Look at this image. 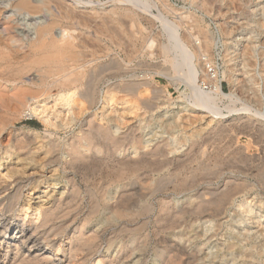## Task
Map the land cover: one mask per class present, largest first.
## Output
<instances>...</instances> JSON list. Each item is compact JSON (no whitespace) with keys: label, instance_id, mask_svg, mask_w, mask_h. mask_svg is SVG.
Listing matches in <instances>:
<instances>
[{"label":"rangeland","instance_id":"1","mask_svg":"<svg viewBox=\"0 0 264 264\" xmlns=\"http://www.w3.org/2000/svg\"><path fill=\"white\" fill-rule=\"evenodd\" d=\"M2 1L7 0H0ZM42 1L40 0L38 4H43L41 13L37 12L39 14L31 12L29 16L25 12H19L12 15L10 9L3 14V17H8L3 19L4 23L2 22V27L7 25L8 34L6 37L0 35L1 85L6 80L18 77L16 72L21 71L18 69L28 64L29 59L39 57L29 56L31 55L29 42L34 38V34L27 40L25 38L32 25L55 21L54 37L57 38L63 29L70 36L68 41L73 45L70 46V54L68 51L67 54L70 57L74 52L78 56L76 63L68 58L67 63L70 64L68 63L67 67L83 68V86L80 85L82 88L79 86L71 91L57 83L60 89L53 82L59 76L49 78L47 82L50 84L53 82V86L49 84L44 93L29 101L33 106L44 107L46 112L44 118L30 117L24 112L25 105L8 100L9 84L5 90L0 88V99L3 101L0 100V104H4L0 105L1 214L12 218L19 227L24 224L23 227L31 230L34 225H39L42 215L49 209L52 211L56 209L54 211L56 213L67 212L69 223L73 221L76 225L87 217L90 221L85 226V233L90 231L101 233V230H105V233L99 244L100 251L92 253V258L90 256L84 264H96L97 260L107 257L108 260L116 259L117 249L121 244L118 240L107 244V235L115 219L110 210L102 205V199L112 204L117 196L129 193L131 188L122 184L104 186L107 177L105 174L109 169L110 171L112 168L115 169L116 161L128 157L131 160H138L141 157L143 162L141 179L134 181V189L142 191L144 188L142 191L144 198L134 203L136 205L140 202L147 203L151 206V212L145 221L139 220L145 222L144 232L139 238L130 239V251L127 252L133 256L118 264H160L157 252L163 247L167 250L175 247L192 258L196 256L194 264H264V178L261 179L264 175V170L261 171V164L264 165V151H261L264 149V26L262 27L264 0H230L234 1L233 4L228 2L229 0ZM62 14L65 17H62ZM169 24L176 25L179 38L181 37L188 50L196 51L195 58L190 57L192 61L186 52L181 50L183 44L179 46L181 49L173 51L169 49L165 53L164 49L170 48ZM168 31L169 33H166ZM197 31L208 37L209 52L201 48L203 46L201 36ZM199 48L203 51L199 52ZM182 61L185 63H181ZM189 62L195 63L196 78L202 91L206 90L205 92L215 95L214 89L217 85L229 96L228 98L217 96L215 100L216 108L221 109L219 111L223 116L213 115L209 113L210 111L199 109L193 104L191 89L184 86L187 78L191 81L194 77ZM35 70L31 69V73L24 76L18 72L19 78L29 76V79L35 80L37 79ZM184 73L186 74L183 76ZM28 81L30 80L26 83L24 81L21 87L28 86L30 83ZM88 83L91 86L87 85ZM93 83L95 88L92 86ZM131 83L135 84L137 89L140 83L139 93L134 90L126 93L128 90L126 85ZM92 88L95 91L96 102L89 106L80 95ZM68 93L74 94V98L72 97L66 104L63 99L69 96ZM32 94L31 92L27 94V101L30 97L37 96ZM90 121L94 128L109 127L110 133L116 137L123 135L129 128L133 137L130 143L112 154L113 151L110 153L108 147L91 132ZM223 128H226V131ZM75 137L76 140H80L82 152L88 160L86 163L84 160L72 166L66 151ZM87 137L93 138V143L95 142L99 148L98 151H95L93 148L95 145H92ZM239 147L248 153L246 155L248 159H239L236 152ZM158 148L162 153L157 152L160 151ZM197 150L207 152L205 153L207 158L205 155L201 156ZM151 151L155 152L154 155ZM214 153H219V158L225 159L224 162L222 159H218L217 163L212 159L208 160ZM229 162L231 164L228 167ZM163 165L165 168H161ZM200 165L205 169L201 172L196 171L195 168ZM156 166H159L161 171ZM193 170L194 178H189L191 179L189 183L192 179L198 181L195 184L192 181L193 186L190 185L183 191L169 190L170 186L164 185L167 181L161 183L160 179L162 177V180L166 179L170 172L178 176ZM178 171L181 174L177 173ZM172 182L174 180L170 181ZM233 183L235 185L237 183L238 186L236 195L220 207L216 214L213 213L215 210H208L201 215L187 213L181 219L173 220L178 228L166 227L167 225L163 227L164 223L159 221L158 205L161 199L173 214L184 209L191 211L192 204L198 200V195L207 196L209 192L218 194L221 192L219 189L223 191L224 187L225 189L234 187ZM245 184L248 187H244ZM150 185L153 190H146L145 188ZM103 186L106 190L103 191L105 193L102 198L100 191ZM177 222L180 225L177 226ZM68 232L67 236L56 238L55 244L54 241L52 244L48 243L47 253L51 255L57 253L59 239L61 246L64 244L61 250L67 248L66 242L70 236ZM13 255L14 251L8 252L6 258ZM58 256H67V253L62 251ZM77 257L80 258L81 255Z\"/></svg>","mask_w":264,"mask_h":264},{"label":"bare ground","instance_id":"2","mask_svg":"<svg viewBox=\"0 0 264 264\" xmlns=\"http://www.w3.org/2000/svg\"><path fill=\"white\" fill-rule=\"evenodd\" d=\"M50 1V0H49ZM126 1V0H124ZM128 2L131 0H127ZM248 1V0H247ZM41 2H43L41 0ZM45 2V1H44ZM230 2V0L228 1ZM234 2V1H233ZM233 2H230L233 4ZM36 3V4H35ZM40 3V0H7L6 2L2 1L0 2V28H2L0 30V35L1 37H6V35L8 34V28L2 27L3 25V19H6L8 17H3V14L6 13L7 10H11L12 11V15H14L15 13H19V12H25L27 14H29L32 12H36L34 14H39L41 13L40 10L42 9V5H38ZM219 3V2H218ZM227 3V2H226ZM90 4V3H89ZM220 4V3H219ZM229 4V3H228ZM247 4V3H246ZM214 5V4H213ZM250 5V4H249ZM248 5V6H249ZM42 6V7H41ZM210 6H212L210 4ZM233 5H231L232 7ZM235 6V5H234ZM45 7V5H44ZM235 7H238L235 6ZM46 8V7H45ZM44 8V9H45ZM146 8V7H145ZM234 8V7H233ZM241 9V8H240ZM48 10V9H47ZM59 10V9H58ZM238 10V9H236ZM39 11V13H37ZM45 11V10H44ZM220 11V10H219ZM227 11V10H226ZM235 11V10H233ZM48 12V11H45ZM51 12V11H50ZM55 12V11H54ZM232 12V11H231ZM53 13V12H51ZM60 13V12H59ZM219 13V12H218ZM217 13V14H218ZM221 13V12H220ZM219 13V14H220ZM48 14V13H46ZM50 14V13H49ZM216 14V15H217ZM32 15V14H31ZM52 15V14H51ZM61 15V14H60ZM64 15L62 14V17ZM187 16V15H186ZM48 17V16H46ZM55 17V16H54ZM65 17V16H64ZM190 17V16H189ZM221 17V16H220ZM68 18V17H66ZM188 17H186L187 19ZM58 19V18H57ZM62 19V18H61ZM56 20V19H53ZM183 20V19H182ZM48 21V20H46ZM59 21V20H58ZM181 21V20H180ZM190 21V20H189ZM3 22V23H2ZM58 23V22H57ZM190 23V22H189ZM192 24V23H191ZM58 25V24H57ZM172 25V26H171ZM169 24L170 28V33L169 31L166 33L168 34L169 37V44H170V48H166L164 49L165 53L166 51H168L169 49L173 51V49H181L183 50V52L187 54V56H189V59L191 58H195L196 56V51H189L187 46L184 45L182 43L181 37L179 38L178 35V31H177V27L176 25L173 24ZM237 25V24H236ZM9 26V25H8ZM55 26V21H51V22H43L41 24H33L32 28H30L29 32L26 33V40L32 35L34 34V38H31V48H30V52L31 55L29 56H39L34 58L33 60L29 59L28 64H26L25 66L22 67V69H18L21 71H18L20 74H23V76L27 73H29L31 71V69H36L35 72L37 73V79L32 80L29 79L28 77L26 78H19V74L18 72L16 76V78H14L13 80H6L3 82V85H1L2 83V79L0 80V88L2 90H5L6 85L9 84V87H7V89H9V93H10V98L8 97V100L12 101V102H16L17 104L21 103V105H25L26 109L24 112H26L28 114V116L33 117V118H44L43 116L45 115V110L43 106H33L32 104H29V101H32L36 98H38V96H40L42 93H44L46 91V89L52 85V83H57L62 86L63 88H69L71 89V91L73 89H75L76 87L78 88L80 85H82V79H83V68L79 69L81 66L78 67V69L76 68V66H73L72 69L67 67V59L71 58L73 62H75L76 58H77V53L74 54V52H72L73 55H71L69 57L68 54H70L69 49H71V42L68 41V39L70 38L69 35H67V33L65 32L66 30L63 29L60 31L59 29V34L57 36V38L54 37L53 35V29ZM264 25L262 24V27ZM190 28V27H189ZM188 28V29H189ZM199 28V27H198ZM228 28V27H226ZM194 29V28H193ZM201 29V27H200ZM10 30V29H9ZM237 30V29H236ZM199 31V30H198ZM197 31V33H199ZM226 31V30H225ZM18 32V31H17ZM26 32V31H25ZM190 33V32H189ZM195 32H193L194 34ZM223 33V32H222ZM229 33V32H228ZM18 34V33H17ZM201 36V44L203 46H201V48H204L205 52H209L210 47H209V40L208 37H206V35L201 32L199 33ZM12 35V34H10ZM192 35V34H191ZM190 35V36H191ZM195 35V34H194ZM193 35V39L195 38V36ZM69 36V37H68ZM225 36V34H224ZM227 36V35H226ZM229 36V35H228ZM186 38V37H185ZM197 38V37H196ZM2 39V38H1ZM72 39V38H71ZM192 39V40H193ZM191 40V41H192ZM197 40V39H196ZM71 41V40H70ZM190 41V42H191ZM10 42V41H9ZM189 42V41H188ZM193 42V41H192ZM195 42V41H194ZM8 43V42H7ZM3 44V43H2ZM181 48H179V46H181ZM73 45V44H72ZM189 45V44H188ZM247 45V44H246ZM71 46V47H70ZM178 46V47H177ZM198 46V45H197ZM196 46V47H197ZM211 46V45H210ZM1 47V46H0ZM195 47V46H194ZM199 47V46H198ZM245 47V46H244ZM249 47V46H248ZM246 46V48H248ZM199 48V52L200 50L203 51V49ZM213 48V47H212ZM74 49V47L72 48V50ZM196 49V48H195ZM17 50V48H16ZM15 50V51H16ZM185 50V51H184ZM194 50V49H193ZM246 50V49H245ZM243 49V51H245ZM249 50V49H248ZM68 51V54H67ZM178 51V50H177ZM180 51V50H179ZM178 51V52H179ZM2 52V51H1ZM19 52V50H18ZM211 52V51H210ZM247 52V51H245ZM250 52V50H249ZM47 53V54H46ZM52 55H51V54ZM202 53V52H201ZM244 53V52H243ZM248 53V52H247ZM175 54V53H174ZM183 55V53H180ZM208 53H206L207 55ZM245 54V53H244ZM250 54V53H249ZM68 55V57H67ZM203 55V53H202ZM23 56V55H22ZM28 56V57H29ZM167 56V55H166ZM174 57V55H172ZM177 56V55H176ZM209 57V55H207ZM206 56V57H207ZM211 56V55H210ZM248 56V55H247ZM21 57V56H20ZM169 57V56H168ZM191 57V58H190ZM30 58V57H29ZM32 58V57H31ZM80 59V57L78 58ZM167 59V57H166ZM180 59L181 56H180ZM71 61V60H69ZM71 61V62H72ZM184 61V60H183ZM181 62V63H185V62ZM192 61V59H191ZM72 62V63H73ZM196 62V61H195ZM76 63V62H75ZM190 63V62H189ZM68 64V65H69ZM188 64V63H187ZM195 63H190V68H191V74H194V77L191 81L188 80V78L186 79L185 77V83L184 86L186 88H190L189 90L191 91V98L193 101V104L198 107L199 109H205L207 112L210 111L209 113H212L213 115H220L223 116L219 110V108H216V97L220 96V97H227L228 95L225 94V92H222L219 87L216 85L215 86V95L212 93H208L205 91H202V89L200 88L198 82H197V78H196V66L194 65ZM178 66V65H176ZM176 66H174V68H176ZM198 66V65H197ZM71 67V66H69ZM181 67V64H180ZM178 67V68H180ZM1 68V67H0ZM76 68V69H73ZM182 69V68H181ZM81 70V71H80ZM177 70V68H176ZM15 71V70H14ZM33 71V70H32ZM181 71V70H180ZM189 71V70H188ZM186 72V71H185ZM31 73V72H30ZM181 73V72H180ZM183 73V71H182ZM188 73V72H187ZM34 74V73H33ZM186 73L183 74V76ZM189 74V73H188ZM28 75V74H27ZM58 77V79L54 80L51 84L48 83V79L51 77ZM182 76V74H181ZM28 78V79H27ZM184 79V78H183ZM27 80H30L28 82L29 85L25 86V87H21V85L24 83H26ZM92 82V81H91ZM89 81V83H91ZM128 82V81H127ZM134 82V81H132ZM201 82V81H200ZM87 85H90V84ZM129 83V82H128ZM136 83V82H135ZM245 83V82H244ZM50 84V85H49ZM126 84V83H125ZM87 85L85 86L86 88ZM94 85V83L92 84V86ZM140 85V83H139ZM138 85V89L137 86L135 84H128L126 86H128L126 89H128L127 91L124 90V92L126 91L130 93V91H138L139 93V86ZM191 85V87H190ZM8 86V85H7ZM53 86V85H52ZM58 86V85H57ZM83 86V85H82ZM91 86V85H90ZM89 86V88H91ZM81 87V86H80ZM94 87V86H93ZM51 88V87H50ZM58 88L61 89V87L58 86ZM82 88V87H81ZM95 88V87H94ZM94 88L92 89H88L84 94L82 93L81 98L84 99L87 102V105L91 106L93 105L96 101L95 99V91ZM125 89V88H124ZM142 89V88H141ZM140 89V90H141ZM122 90V89H121ZM120 90V92H121ZM63 91V89H62ZM66 91V90H65ZM70 91V90H68ZM75 91V90H74ZM133 91V92H134ZM3 92V91H2ZM7 92V91H6ZM31 92L32 95H37V96H33L30 97L27 101V94L29 95V93ZM123 92V91H122ZM211 92V91H210ZM8 93V94H9ZM75 93V92H74ZM69 96L67 95L66 99H63L64 102H70V99L73 97L74 98V94L68 93ZM132 94V93H131ZM137 94V93H136ZM3 95V93H2ZM5 95V93H4ZM214 95V96H213ZM232 95V94H231ZM7 96V94H6ZM5 96V97H6ZM62 96V95H61ZM229 97V96H228ZM227 97V98H228ZM1 98V97H0ZM2 98H4L2 96ZM63 97H61L62 99ZM80 99V98H79ZM81 99V100H82ZM1 100V99H0ZM62 100V101H63ZM74 100V99H73ZM80 100V101H81ZM2 101V100H1ZM95 101V102H94ZM3 102V101H2ZM8 102V101H7ZM72 102V101H71ZM79 102V101H78ZM6 103V102H5ZM25 103V104H24ZM85 103V102H84ZM3 103H1L0 105H2ZM7 104V103H6ZM9 104V103H8ZM67 104V103H66ZM4 105V104H3ZM86 105V104H85ZM24 106V107H25ZM1 108V107H0ZM4 108V107H2ZM8 110V109H7ZM226 110V109H225ZM230 111V110H229ZM232 111V110H231ZM235 112V111H234ZM223 118V117H222ZM121 119V118H120ZM45 120H48L47 118H45ZM88 120V119H87ZM98 124V123H97ZM233 124V123H232ZM250 124V123H249ZM89 125H91V132L95 135L98 136V139L105 144L108 147V150L113 151L112 154L119 150V148L127 145L128 143H130V140L132 139V131L128 128V131L125 132L123 135H121L120 137H116L114 136L112 133H110V128H106V127H92V122H89ZM224 125V124H223ZM94 126V125H93ZM98 126V125H97ZM130 127V126H129ZM227 127V126H226ZM253 127V126H252ZM216 128V127H215ZM233 128V127H232ZM250 128V127H249ZM90 129V128H88ZM224 129V128H223ZM226 129V128H225ZM224 129V131H226ZM238 130V128H237ZM261 130V129H260ZM223 132V130H221ZM135 132V131H134ZM230 132V131H229ZM232 132V131H231ZM240 132H242L240 130ZM263 132V131H262ZM90 133V130H89ZM224 133V132H223ZM226 133V132H225ZM224 133V134H225ZM87 134V133H86ZM221 134V133H220ZM219 134V135H220ZM227 134V133H226ZM254 134V133H253ZM259 134V133H258ZM85 135V134H84ZM91 135V134H90ZM212 135V134H211ZM237 135V134H236ZM245 135V134H244ZM249 135V134H248ZM89 136V134H88ZM96 136V138H97ZM228 136V135H227ZM234 136V135H232ZM84 137V136H83ZM231 137V136H230ZM247 137V136H246ZM86 138V137H85ZM236 138V137H235ZM87 139L90 141V143H92V145L94 144L95 146L93 147L95 149V151H98L99 148L96 147V143H93V138H88ZM205 139V138H204ZM211 139V138H209ZM196 140V139H195ZM218 140V139H217ZM224 140V139H223ZM232 140V139H231ZM258 140V139H257ZM262 140V139H261ZM264 140V139H263ZM95 141V140H94ZM188 141V140H187ZM207 141V140H206ZM211 141V140H210ZM228 141V140H227ZM256 141V140H255ZM71 142V141H70ZM163 142V141H162ZM161 142V143H162ZM190 142V141H189ZM214 142V141H213ZM232 142V141H231ZM139 143V141L137 142ZM207 143V142H205ZM204 143V144H205ZM228 143V142H227ZM235 143V142H234ZM257 143V142H256ZM164 144V142H163ZM261 144V143H258ZM69 145V144H68ZM166 145V144H165ZM193 145V144H192ZM196 145V144H195ZM213 145V144H211ZM230 145V144H229ZM236 145V143H235ZM194 146V145H193ZM262 146V145H261ZM167 147V146H166ZM234 147V146H233ZM238 147V146H237ZM258 147V146H257ZM53 148V146L51 147V149ZM61 148V147H60ZM164 148V147H163ZM197 148V147H196ZM195 148V149H196ZM219 148V147H218ZM229 148V147H228ZM259 148V147H258ZM92 149V148H91ZM159 149V148H158ZM167 149V148H165ZM199 149V148H197ZM222 149V148H221ZM230 149V148H229ZM228 149V150H229ZM261 149V148H260ZM64 150V149H63ZM151 150V149H150ZM160 150V149H159ZM194 150V148H193ZM50 151V150H49ZM92 151V150H91ZM144 151V150H143ZM157 151V152H161ZM172 151V150H171ZM170 151V152H171ZM198 151V150H197ZM200 151V150H199ZM198 151V153H199ZM222 151V150H221ZM233 151V150H232ZM248 151V150H247ZM261 151H264V149H262ZM67 155L69 157V163L70 165H74L77 162H84L85 159V155L82 152L81 149V142L80 140H75L70 144V146L67 149ZM152 154L154 155V151ZM150 152V153H151ZM156 152V153H157ZM210 152V151H209ZM225 152V150H224ZM237 155H239V159H248L246 155H248V153H245L244 148L242 149V147L237 148L236 150ZM162 153V152H161ZM166 153V152H165ZM169 153V152H168ZM201 156H206L207 155L205 153L204 150L201 152ZM223 153V152H222ZM227 153V152H226ZM230 153V151H229ZM151 154V155H152ZM158 154V153H157ZM156 154V155H157ZM164 154V153H163ZM191 154V153H190ZM233 154V153H232ZM236 154V153H235ZM51 155V154H49ZM66 155V154H65ZM147 155V154H146ZM159 155V154H158ZM189 155V154H188ZM193 155V154H192ZM210 155V154H209ZM231 155V154H230ZM229 155V156H230ZM234 155V154H233ZM254 155V154H253ZM252 155V157H253ZM256 155V154H255ZM131 156V155H129ZM161 156V154H160ZM163 156V155H162ZM165 156V155H164ZM198 156V155H197ZM200 156V157H201ZM144 157V156H143ZM219 153H214L212 156L210 155V157H208L209 159H212L214 161V163H217V160H221ZM224 157V156H223ZM228 157V156H227ZM258 157V156H257ZM256 157V158H257ZM263 157V156H262ZM87 158V157H86ZM91 158V157H90ZM129 158V157H128ZM125 158V160H121V161H116L115 164V169L112 168V170L107 171V174H105L107 177H105V184L104 186H108V185H112V184H117V185H123L125 187H130L131 191L129 193L126 192V194H122L117 196L116 200L112 203L109 204L108 202L104 201L103 199V194L105 192H103L104 190H106V188L103 186L101 187V194H102V205L107 209L110 210V212L112 213V217H114L115 222L112 225V229L110 228V232L108 233V238L106 239L107 244H110L112 242H115L116 240H118V242L121 244L120 247L117 249V257L116 259H109L108 257L105 259L103 258L102 260H97L96 264H118L121 261H125L128 258H130L131 256H133L131 253L129 254V252H127V250L130 251L129 249V242L130 239L134 240L136 237L139 238V236L141 235V233L144 232L145 229V222H140V219H143L145 221V218L147 217V215L151 212V206H149L147 203L145 202H140L139 204H135L134 202L136 201H141L144 198L143 192L144 188L142 191H140V189L135 188L134 189V181H138V179L140 178V172L142 170V165L143 162L141 161V157L138 160H131V158ZM166 158V157H165ZM197 158V157H196ZM229 158V157H228ZM234 158V156H233ZM236 158V157H235ZM260 158V157H259ZM55 159V158H54ZM178 159V158H177ZM88 160V159H87ZM87 160L85 161V163L87 162ZM101 160V159H100ZM120 160V159H119ZM144 160V158H143ZM158 162H160L159 159H157ZM183 160V159H182ZM185 160V159H184ZM195 160V159H194ZM211 160V161H212ZM218 160V161H219ZM225 159H222V162H224ZM227 160V159H226ZM234 160V159H233ZM242 160V161H244ZM263 160V159H262ZM48 161V159H47ZM163 161V160H162ZM171 161V160H170ZM188 161V160H187ZM190 161V160H189ZM206 161V160H204ZM230 161V160H229ZM237 161V160H236ZM241 161V163H242ZM52 162V159H51ZM99 162V161H97ZM113 162V161H112ZM147 162V160L145 161ZM150 162V161H149ZM165 163H167L166 161H164ZM163 162V164L165 165V163ZM182 162V161H181ZM234 162V161H233ZM232 162V163H233ZM253 162V160H252ZM47 163V162H45ZM56 163V162H55ZM103 163V162H102ZM105 163V162H104ZM109 163V162H108ZM170 163V162H169ZM184 163V162H183ZM187 163V162H186ZM189 163V162H188ZM211 163V162H210ZM237 163V162H236ZM97 164V163H96ZM106 164V163H105ZM113 164V165H114ZM157 164V163H156ZM162 164V162H161ZM205 164V163H204ZM229 164H231L230 162L228 163V167ZM235 164V163H234ZM238 164V163H237ZM243 164V163H242ZM247 164V163H246ZM51 165V164H49ZM58 165V164H57ZM69 165V167H70ZM72 165V166H73ZM82 165V163H81ZM89 165V164H88ZM104 165V164H102ZM112 165V164H111ZM146 165V164H144ZM151 165V164H150ZM154 165V164H153ZM164 165L161 167L163 168ZM171 165V164H170ZM182 165V164H181ZM198 165V162H197ZM203 165V163H202ZM200 165L198 167H194L196 171H203L205 168L203 166L205 165ZM219 165V164H218ZM217 165V166H218ZM223 165V164H222ZM226 165V164H225ZM236 165V164H235ZM262 165V172L264 170V165ZM60 166V165H59ZM75 166V165H74ZM80 166V165H79ZM147 166V165H146ZM160 166V164H159ZM159 166H156L157 168ZM169 166V165H168ZM180 166V165H179ZM183 166V165H182ZM190 166V165H188ZM208 166V165H206ZM214 166V165H212ZM231 166V165H230ZM238 166V165H237ZM257 166V163H256ZM50 167V166H49ZM114 167V166H113ZM227 167V168H228ZM242 167V166H241ZM248 167V166H247ZM251 167V166H250ZM261 167V166H260ZM259 167V168H260ZM47 168V167H46ZM110 168V167H109ZM145 168V166H144ZM151 168V166H150ZM165 168V167H164ZM181 168V167H180ZM187 168V167H186ZM240 168V167H239ZM259 168L257 170H259ZM156 169V168H153ZM152 169V170H153ZM160 170V168H158ZM234 169V168H233ZM256 169V168H255ZM105 170V169H104ZM146 171V169H144ZM143 170V171H144ZM151 170V169H150ZM149 170V171H150ZM190 170V169H189ZM241 170H243L241 168ZM100 171V170H99ZM99 171H97L99 173ZM155 171V170H153ZM161 171V170H160ZM222 171V170H221ZM244 171V170H243ZM260 171V172H261ZM102 172V171H101ZM105 172V171H104ZM173 172V171H172ZM175 172V171H174ZM173 172V173H174ZM182 172V171H181ZM195 171L193 170L192 172H188L186 171V174L184 172V175H178L172 174L170 172V174H167L168 177H166V179L164 178V180H161V183L163 184L165 181H169L166 185V183L164 184L165 186H170L169 190H173V191H183L187 188L190 187V185L193 186V184L191 183L192 181H194L192 179V181H190L189 183V178H194L193 174ZM216 172V171H215ZM214 172V173H215ZM245 172V171H244ZM256 172V170H255ZM106 173V172H105ZM169 173V172H168ZM177 173H180L179 171ZM183 173V172H182ZM208 173V172H207ZM213 173V174H214ZM100 174V173H99ZM104 174V173H103ZM145 174V173H144ZM181 174V173H180ZM245 174V173H244ZM252 174V173H251ZM264 174V173H263ZM217 175V174H216ZM257 175V174H256ZM259 175V174H258ZM262 175V173H261ZM103 176V175H102ZM193 176V177H192ZM215 176V174H214ZM104 177V176H103ZM102 177V178H103ZM212 177V176H211ZM264 178V175L261 179ZM141 179V178H140ZM197 179V178H195ZM200 179V178H199ZM171 180H174V182L170 183ZM213 180V179H212ZM198 180L194 181L195 182ZM203 181V180H202ZM225 181V180H224ZM228 181V180H227ZM264 181V179H263ZM160 182V181H158ZM201 182V181H200ZM214 182V181H213ZM231 182V181H230ZM141 183V182H140ZM160 183V185H162ZM197 183V182H196ZM235 183V182H234ZM233 183V184H234ZM144 184V183H143ZM157 184V183H155ZM244 184V183H243ZM232 185V184H230ZM235 185V184H234ZM237 185V183H236ZM232 186V187H228L224 190H220V193L218 194H213V193H208L207 196H205L206 194H203L200 196L198 195V200L192 204V208L191 211L188 210H183L182 212H174V214L172 212H170V208L169 206L163 201V199L160 200L159 205H158V209H159V221L164 223L163 227H173L175 228L176 223L174 224L173 220H178L181 219L183 217V215L187 214V213H191L192 215L197 214V215H201L204 214L206 211L208 210H215L213 211V213H217L220 209V207L224 206V204L228 203L231 199V197L233 195H236L235 193H237L238 190V186ZM147 186V185H145ZM241 186V185H240ZM243 186V185H242ZM157 187V186H155ZM160 187V186H159ZM244 187H248V185ZM137 189V191H136ZM148 191H152L153 187L152 185L148 186L147 188H145ZM156 189V188H154ZM164 189H168V188H164ZM222 189V188H221ZM168 190V191H169ZM242 190V189H241ZM99 191V190H98ZM163 191V189H162ZM192 191V190H191ZM208 191V190H207ZM154 192V191H153ZM153 192H151L153 194ZM16 193V192H14ZM92 194V193H91ZM121 194V193H120ZM15 196V195H14ZM101 196V195H100ZM16 197V196H15ZM19 198V197H18ZM66 198V197H65ZM100 198V197H99ZM17 199V198H16ZM12 201V200H11ZM17 201V200H15ZM95 201V200H94ZM158 202V201H157ZM98 203V202H97ZM15 204V203H14ZM69 204V203H68ZM90 205V204H89ZM136 205V206H135ZM77 206V205H76ZM96 206V204L94 205ZM41 207V206H40ZM44 208V207H43ZM11 209V208H9ZM66 209V208H65ZM70 209V208H69ZM14 210V209H13ZM38 210V209H37ZM40 210V209H39ZM42 210V209H41ZM44 210V209H43ZM47 210V209H46ZM56 210V209H55ZM54 210V211H55ZM67 210V209H66ZM83 210V209H82ZM94 210V209H93ZM9 211V210H8ZM11 211V210H10ZM27 211V210H26ZM25 211V212H26ZM36 211V210H35ZM52 210H47L44 212V215L41 222L39 223V225H34L31 226L33 227V230L31 229H27L26 227H23L24 224H21L20 227L18 225H16V223L12 220V218L10 217H5L3 214H1L0 211V261L1 264H84L86 262V259H89L90 256L92 255V253H97L99 252V244L102 242L101 239L103 238L104 235V231L105 230H101L100 232H91L90 233H85V226L87 225V223L90 221L89 218L85 217L84 219H82V222L79 225L73 224V221L70 217V221H72V223H69V219H68V213L67 212H60V213H56ZM181 211V210H180ZM8 213V212H7ZM10 213V212H9ZM93 212H91L92 214ZM212 213V214H213ZM24 214V213H23ZM37 214V212H36ZM90 214V213H89ZM99 214V213H98ZM208 214V213H207ZM26 215V214H25ZM8 216V215H7ZM108 216V215H107ZM27 217V216H26ZM25 217V218H26ZM89 217V216H88ZM213 217V216H212ZM206 219V217H205ZM113 220V219H111ZM26 221V220H25ZM109 221V220H108ZM173 221V222H172ZM58 222V224H56ZM170 222V223H169ZM24 223V221L22 222ZM38 223V222H37ZM182 223V222H181ZM35 224V223H34ZM31 225V224H30ZM180 225L177 222V226ZM30 227V226H29ZM179 227V226H178ZM176 227V228H178ZM217 227V225H216ZM159 229V228H158ZM172 229V228H170ZM108 230V229H107ZM69 231L68 233L70 234V236H68L67 238V242H66V246L68 245L67 248H65L64 250H61L62 245L61 246V238L66 235V232ZM107 232V231H106ZM158 234V232L156 233ZM68 235V234H67ZM66 235V236H67ZM61 237V238H60ZM106 237V236H105ZM134 237V238H133ZM159 237V235H158ZM161 237V236H160ZM200 237V236H199ZM56 238H60L57 242L58 247H57V253L51 255L50 253H47L46 250H48V243H53V241H57ZM105 239V238H104ZM54 241V244H55ZM159 243V242H157ZM141 244V243H140ZM161 244V243H160ZM165 244V243H164ZM163 245V244H162ZM167 245V244H166ZM52 246V245H51ZM55 246V245H54ZM101 246V245H100ZM138 247H140V245H137ZM51 248V247H50ZM169 248V247H168ZM170 250H167L166 248L163 247V249H160L157 252V256L160 259V264H194V262L196 261V256H193V258L187 254H185L183 251L175 249V247H170ZM231 250V249H230ZM14 251V255L13 257H7L6 258V254L8 252H13ZM66 252L67 256H61L59 257V253L60 252ZM21 252V253H20ZM134 252V251H133ZM194 254V253H193ZM81 255L80 258H78L77 256ZM191 255V254H190ZM196 255V254H195ZM92 258V256H91ZM244 258V257H243ZM94 260V259H93Z\"/></svg>","mask_w":264,"mask_h":264}]
</instances>
